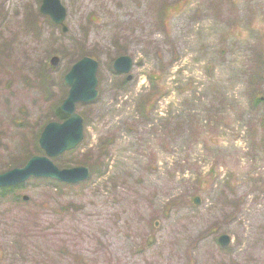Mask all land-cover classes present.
I'll list each match as a JSON object with an SVG mask.
<instances>
[{
    "label": "rangeland",
    "instance_id": "374dc122",
    "mask_svg": "<svg viewBox=\"0 0 264 264\" xmlns=\"http://www.w3.org/2000/svg\"><path fill=\"white\" fill-rule=\"evenodd\" d=\"M60 2L0 0V174L46 156L89 56L84 139L51 160L91 176L0 196V264H264V0Z\"/></svg>",
    "mask_w": 264,
    "mask_h": 264
},
{
    "label": "water",
    "instance_id": "95a60500",
    "mask_svg": "<svg viewBox=\"0 0 264 264\" xmlns=\"http://www.w3.org/2000/svg\"><path fill=\"white\" fill-rule=\"evenodd\" d=\"M41 10L44 14L51 16L55 23H64L66 13L60 0H44ZM58 60V57H54L52 62L57 64ZM132 67L133 59L129 56H121L114 63L115 70L120 74L130 73ZM98 68L99 62L88 56L79 60L71 68L65 76V82L69 86V95L60 107L61 112L67 118L63 122L48 123L39 140L40 148L45 151L46 156H33L24 167L14 168L0 174V188L17 187L31 178L54 179L67 184H78L90 178L91 173L88 167L60 169L51 158L74 150L82 142L84 118L77 113L76 106L78 103H93L97 99ZM131 78L132 76H128V80ZM197 202L199 203L198 199ZM220 242L226 246L229 238L223 236Z\"/></svg>",
    "mask_w": 264,
    "mask_h": 264
},
{
    "label": "trees",
    "instance_id": "16d2710c",
    "mask_svg": "<svg viewBox=\"0 0 264 264\" xmlns=\"http://www.w3.org/2000/svg\"><path fill=\"white\" fill-rule=\"evenodd\" d=\"M56 115H57V118H58L59 120H64V119L67 118L65 115H63V114L61 113V111H60L59 109H57V113H56ZM13 189H14V188L0 189V196L5 197L8 193L12 192Z\"/></svg>",
    "mask_w": 264,
    "mask_h": 264
}]
</instances>
